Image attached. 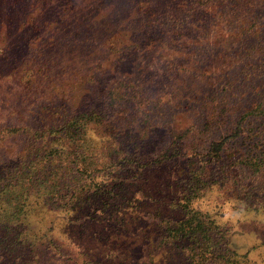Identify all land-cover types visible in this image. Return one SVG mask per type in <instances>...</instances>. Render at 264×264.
<instances>
[{"label":"trees","instance_id":"obj_1","mask_svg":"<svg viewBox=\"0 0 264 264\" xmlns=\"http://www.w3.org/2000/svg\"><path fill=\"white\" fill-rule=\"evenodd\" d=\"M263 9L0 0V264H264V99L212 91Z\"/></svg>","mask_w":264,"mask_h":264},{"label":"rangeland","instance_id":"obj_2","mask_svg":"<svg viewBox=\"0 0 264 264\" xmlns=\"http://www.w3.org/2000/svg\"><path fill=\"white\" fill-rule=\"evenodd\" d=\"M263 2V1H262ZM260 16V20H264V9ZM217 51V50H216ZM215 54V49L210 47L208 49H197L195 53V57L197 60L202 62H210L212 57ZM264 61V57L260 53L253 52L252 56L249 58H244L240 64L236 67H233L227 73V78L223 84L216 89H213V95L218 96L219 94H225L229 97V101L233 102L236 100L237 102L242 103L244 106H249L251 102H258L264 99V68H262L261 63ZM229 81V84H228ZM224 95V96H225ZM235 103V102H233ZM38 109H34L32 115L30 116V121L37 118ZM157 116V117H156ZM164 118V114L160 112V114L154 115V119L158 121ZM264 124L258 126L259 129H263ZM237 211L233 212L232 221L236 219ZM238 215V214H237ZM218 220L222 222L223 216L228 217V212L226 210V204H224L220 209V214L217 215ZM246 222L244 218L235 224V229L239 228L242 231L248 232V244H253L255 240H258L260 236L258 233H254L250 235L249 231L252 228L251 224L243 223ZM240 225V226H239ZM262 232V231H261ZM263 233V232H262ZM253 236H256L254 239ZM261 252V250H260Z\"/></svg>","mask_w":264,"mask_h":264}]
</instances>
